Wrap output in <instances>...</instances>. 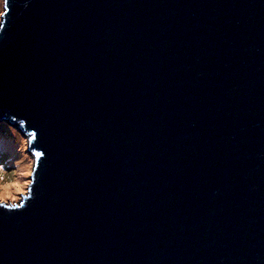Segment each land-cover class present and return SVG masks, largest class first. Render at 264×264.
Wrapping results in <instances>:
<instances>
[{
	"label": "water",
	"instance_id": "obj_1",
	"mask_svg": "<svg viewBox=\"0 0 264 264\" xmlns=\"http://www.w3.org/2000/svg\"><path fill=\"white\" fill-rule=\"evenodd\" d=\"M9 7L0 122L44 157L0 264H264V0Z\"/></svg>",
	"mask_w": 264,
	"mask_h": 264
},
{
	"label": "rangeland",
	"instance_id": "obj_2",
	"mask_svg": "<svg viewBox=\"0 0 264 264\" xmlns=\"http://www.w3.org/2000/svg\"><path fill=\"white\" fill-rule=\"evenodd\" d=\"M3 4L0 11H3ZM1 18V16H0ZM27 135L17 125L0 122V164H3L6 171H15L16 162L21 166L31 164L33 168V152L28 150ZM32 170V169H31ZM19 182L30 180V177H17ZM27 193V189L25 190ZM21 198L17 201V203Z\"/></svg>",
	"mask_w": 264,
	"mask_h": 264
},
{
	"label": "clouds",
	"instance_id": "obj_3",
	"mask_svg": "<svg viewBox=\"0 0 264 264\" xmlns=\"http://www.w3.org/2000/svg\"><path fill=\"white\" fill-rule=\"evenodd\" d=\"M3 0H0V7H2ZM27 7V4H25ZM15 171H6L3 164H0V205L5 208L15 209L21 205L17 201L25 196L26 189L32 183L30 180L19 182L17 177L32 176V165L27 164L21 166V162H16Z\"/></svg>",
	"mask_w": 264,
	"mask_h": 264
},
{
	"label": "snow or ice",
	"instance_id": "obj_4",
	"mask_svg": "<svg viewBox=\"0 0 264 264\" xmlns=\"http://www.w3.org/2000/svg\"><path fill=\"white\" fill-rule=\"evenodd\" d=\"M3 8L6 10V11H0V16H4L6 14V12H9L10 11V7H9V0H3ZM3 31H0V34H2ZM33 138H37V134L36 133H33ZM36 157H44V153L43 152H36L34 154ZM20 207H23L22 205Z\"/></svg>",
	"mask_w": 264,
	"mask_h": 264
}]
</instances>
